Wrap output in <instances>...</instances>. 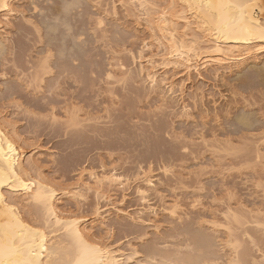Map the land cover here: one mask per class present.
<instances>
[{"label":"rangeland","instance_id":"obj_1","mask_svg":"<svg viewBox=\"0 0 264 264\" xmlns=\"http://www.w3.org/2000/svg\"><path fill=\"white\" fill-rule=\"evenodd\" d=\"M58 2L17 0L16 16L0 29L6 40L0 111L16 123L28 155L57 186L76 182L83 169L102 173L103 166L133 183L128 192L110 188L111 201L94 191L78 199L62 196L59 209L83 217H92L97 207L113 210L93 232L126 254L136 252L135 264H227L233 255L230 226L241 235L236 259L263 264L264 224L255 223H264V58L218 75L210 68L189 81L179 69L172 95L152 86L134 60L151 40L135 4L126 6L129 11L119 0H80L68 17L70 37L81 38L79 58L59 59L67 32L59 26L51 45L57 63L41 83V60L50 48L41 22L51 20ZM173 74L160 71L158 80ZM242 113L251 114V127L237 121ZM149 169L156 187L147 199L157 217L137 213L143 202L135 180ZM174 203L178 217L169 212ZM113 205L137 220L118 215ZM229 209L243 215L242 224L226 218ZM39 215L34 219L40 221Z\"/></svg>","mask_w":264,"mask_h":264},{"label":"bare ground","instance_id":"obj_2","mask_svg":"<svg viewBox=\"0 0 264 264\" xmlns=\"http://www.w3.org/2000/svg\"><path fill=\"white\" fill-rule=\"evenodd\" d=\"M15 1L17 0H0V17L2 15L5 17V21L0 18L2 30L7 29L6 27L10 26V19L16 16ZM79 1L58 2V6L51 12V20L44 19L41 22L50 38L48 44L50 48L41 60L43 70L41 83L44 82V75L53 73L52 66L57 63L52 64L55 54L51 45L61 25L66 27L68 33L64 32L61 47L57 49L59 59L66 61L70 58L71 62H75L79 58L77 52L81 50V47L79 48L81 38L80 35L76 38L72 35L70 37L69 31L72 27L68 18L74 7L79 5ZM119 2L129 11L132 8L126 6L135 4L139 12L138 19L143 21L145 30L151 36V40H145L142 51L134 60L140 61L142 72L147 71L152 86H164L172 95L176 93L174 89L179 69H182L189 81L193 74L202 78L203 72L210 68L218 75L224 70L232 72L249 60L257 61L260 57L264 58V39L261 38L264 36V0H166L164 3L158 0H119ZM113 10L115 11V5ZM102 21H97L98 25H101ZM67 37H70L69 41ZM5 42V36H0V56L5 54ZM144 51L149 55L144 56ZM159 70L165 74L172 71L174 74L171 78L166 77L160 81ZM38 77L37 73L32 75L31 82L34 86L37 85ZM183 79L179 85L181 93L184 91V81L186 82L185 78ZM17 105L21 106L22 103L17 102ZM186 106L183 110H186ZM33 109L26 111L34 113ZM72 118L75 119L74 116ZM72 118L71 122L74 121ZM250 119L251 114L246 113L237 117V121L246 127L253 124ZM24 141L16 123L0 111V264H135L136 252L126 254L119 246L98 238L93 232L97 224L105 223L108 212L113 210L97 207L92 217H83L76 213H65L58 206L62 196L84 198L85 194L91 191L104 200H110V188L118 187L128 192L133 188L131 185L133 183L123 180L116 169L107 171L103 166L102 173L83 169L80 175L78 174L76 182L65 187L57 186L43 175L34 156L28 155ZM135 181L136 192L143 202L142 208L137 211L138 215L150 212L157 217L156 209L147 199L148 192L156 187L150 169L143 171L141 177ZM139 183H143L144 187ZM177 205L174 203L171 205L172 208L168 209L174 217L179 216L178 211L176 212V209H179ZM25 207L29 208L26 214ZM112 208L118 215L123 214L137 220L114 205ZM35 215L40 216L41 222L34 219ZM242 216L234 209H229L226 214L230 222L239 224L244 221ZM259 220L255 219L254 223L256 221V225H263L264 223ZM233 228L228 227V238H231L228 244L233 255L227 264H241V261L236 259L241 235L235 234L236 229Z\"/></svg>","mask_w":264,"mask_h":264},{"label":"snow or ice","instance_id":"obj_3","mask_svg":"<svg viewBox=\"0 0 264 264\" xmlns=\"http://www.w3.org/2000/svg\"><path fill=\"white\" fill-rule=\"evenodd\" d=\"M261 38L264 39V36H262Z\"/></svg>","mask_w":264,"mask_h":264}]
</instances>
